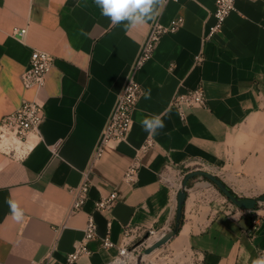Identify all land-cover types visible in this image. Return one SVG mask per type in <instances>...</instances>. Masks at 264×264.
<instances>
[{"label": "crops", "instance_id": "obj_1", "mask_svg": "<svg viewBox=\"0 0 264 264\" xmlns=\"http://www.w3.org/2000/svg\"><path fill=\"white\" fill-rule=\"evenodd\" d=\"M235 5L209 38L215 0L167 2L154 22L169 25L182 17L181 27L163 34L135 73L143 93L127 139L93 161L154 22L131 31L113 26L93 0H0V120L24 100L40 101L45 109L24 160L0 153V264H113L124 245L136 255L132 264L175 226L177 195L193 170L214 173L242 197L264 193V0ZM35 49L54 56L42 89L22 83ZM198 54L202 62L195 60ZM197 86L204 87L207 103L182 118L173 98ZM155 114H165V128L151 136L140 121ZM149 137L153 145L141 153ZM135 160L140 167L129 184L123 175ZM87 170L88 199L71 214L74 189ZM190 180L180 229L142 264H253L264 251V201L242 209L209 179ZM114 190L113 211L96 210V201ZM7 198L19 202L22 222L11 218ZM90 214L97 223L92 254L67 262ZM109 230L115 245L104 247Z\"/></svg>", "mask_w": 264, "mask_h": 264}, {"label": "built area", "instance_id": "obj_2", "mask_svg": "<svg viewBox=\"0 0 264 264\" xmlns=\"http://www.w3.org/2000/svg\"><path fill=\"white\" fill-rule=\"evenodd\" d=\"M235 3L236 0H215L214 23L210 26L207 37L212 38L221 31L227 17L236 10ZM182 22V17H176L169 25H163L156 21L151 26L139 54L131 66L130 73L117 96L113 111L101 133L93 161L101 158L107 148L114 147L117 143L127 139L133 125L134 110L143 93V87L137 81L135 73L152 57L161 36L165 33L177 31L181 27ZM25 32L26 29L20 30L21 35ZM195 60L202 62L204 57L198 54L195 56ZM53 62L54 56L51 53L35 49L31 54L27 69L22 74L24 87L42 89L46 84L47 75L53 67ZM206 103L207 96L203 86L179 91L173 98V105L178 109L182 118H185L187 109L196 105L205 106ZM44 115V105L37 100H24L19 108L3 115L0 120V153L17 161L24 160L33 149V145L30 143V135L36 131L43 121ZM152 145L153 139L149 137L140 148V152H146ZM139 167L140 163L138 160L131 163L125 170L123 180L129 184L133 183ZM89 174L90 170H87L81 183L74 189L75 197L70 211L71 214L81 210L88 199L91 187ZM117 199V191H111L96 201L95 208L99 211L111 213ZM110 225L111 222H109V227ZM153 234L154 231H150V235ZM96 236L97 223L93 214H90L84 228V236L75 243L74 250L67 256V262H74L81 256L92 254L89 242L95 239ZM102 244L104 247H113L115 245L110 238V230L102 238ZM135 256V253L127 245H124L119 249V255L113 264H131ZM33 264H37V262L33 261Z\"/></svg>", "mask_w": 264, "mask_h": 264}, {"label": "clouds", "instance_id": "obj_3", "mask_svg": "<svg viewBox=\"0 0 264 264\" xmlns=\"http://www.w3.org/2000/svg\"><path fill=\"white\" fill-rule=\"evenodd\" d=\"M167 2L168 0H93L101 16L108 18L113 26L123 25L127 31L139 29L148 25L149 22H154ZM81 35H87V33L81 29ZM150 96L149 89L145 93V98L149 99ZM163 115L165 114L144 117L140 121L141 129L151 136L158 135L165 128ZM5 203L8 205L11 218L17 223L22 222L24 210L19 202L7 198ZM253 264H264V255L256 258Z\"/></svg>", "mask_w": 264, "mask_h": 264}, {"label": "water", "instance_id": "obj_4", "mask_svg": "<svg viewBox=\"0 0 264 264\" xmlns=\"http://www.w3.org/2000/svg\"><path fill=\"white\" fill-rule=\"evenodd\" d=\"M195 176H202L209 179L233 204H235L239 208L253 209L259 202L264 201V193L259 197H242L239 195H235L231 192L229 186L214 173L201 169L190 171L185 175L181 185L182 188L177 195V215L175 226L173 228H169L162 231L158 236H156L151 241V243L146 248H144L143 252L137 255L136 261L132 264H142L143 257L145 255L153 253L155 250L163 246L177 234L179 230V222L182 216L183 205L187 196L186 190L189 187L188 182L191 178Z\"/></svg>", "mask_w": 264, "mask_h": 264}, {"label": "trees", "instance_id": "obj_5", "mask_svg": "<svg viewBox=\"0 0 264 264\" xmlns=\"http://www.w3.org/2000/svg\"><path fill=\"white\" fill-rule=\"evenodd\" d=\"M205 178V177H204ZM207 179V178H206ZM191 183V180L189 181V184ZM216 186V185H215ZM217 187V186H216ZM218 188V187H217ZM219 189V188H218ZM220 190V189H219ZM231 192L233 193V194H235V195H237L232 189H231ZM222 193V192H221ZM223 194V193H222ZM224 195V194H223ZM225 196V195H224ZM226 197V196H225ZM228 199V198H227ZM228 201H230L229 199H228ZM231 202V201H230ZM182 223H183V215L181 216V219H180V222H179V229H180V227H181V225H182Z\"/></svg>", "mask_w": 264, "mask_h": 264}]
</instances>
